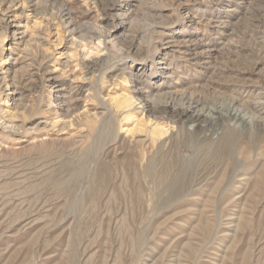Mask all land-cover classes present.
Masks as SVG:
<instances>
[{
	"label": "rangeland",
	"instance_id": "374dc122",
	"mask_svg": "<svg viewBox=\"0 0 264 264\" xmlns=\"http://www.w3.org/2000/svg\"><path fill=\"white\" fill-rule=\"evenodd\" d=\"M161 34L195 56L165 55L169 79ZM142 79L182 81L222 113L252 100L240 91L264 86V0H0V113L57 137L19 133L0 156V264H264V120L179 119L152 140V116L115 105Z\"/></svg>",
	"mask_w": 264,
	"mask_h": 264
},
{
	"label": "bare ground",
	"instance_id": "6f19581e",
	"mask_svg": "<svg viewBox=\"0 0 264 264\" xmlns=\"http://www.w3.org/2000/svg\"><path fill=\"white\" fill-rule=\"evenodd\" d=\"M114 4L115 3H112L111 6H113ZM120 15L122 16L123 14L121 13ZM215 20L221 23L220 16H215ZM60 21L62 24L65 23L66 27L68 26V23L70 24L73 21L71 17V11L69 10V8L67 7L62 8L60 12ZM17 30H18L17 28L13 29L12 36L13 39L20 40L22 39V37L15 38V36L18 33H20ZM70 32L73 33L75 32V30L70 29ZM108 32H111V30H108ZM22 33L24 34V32ZM154 50H155L154 52L155 63L159 66L158 69H161V75H163L168 79L170 78V76L167 75V72L168 70L171 69V67L169 66L170 64L167 61H165V55L167 56L171 55L170 56L171 59L175 58V55L176 58L181 57L182 59L185 60L189 58L190 59L195 58V56L194 58L185 57V55L188 54L187 53L188 49H183L182 47H180L179 44L176 42V40L173 39V36L167 34H161L159 43ZM205 51H207L209 53V56H211L213 55L212 52L217 51V49L212 46L210 48H207ZM194 63L201 64L202 62L200 63V61H195ZM136 70H139L141 72L140 77L141 74H145L149 72V68H144V67H138L136 68ZM168 79L166 83L164 81L161 82L159 81L157 83L150 82L154 84L153 86L151 85L149 86V84L143 83L142 82L143 79L136 80L129 90L130 91L129 95L123 96L121 99L115 102V105H117L118 107L122 106L121 112L122 113L124 112L123 116H126V118L130 114L128 112L129 111L128 109L132 108L135 103H137V105L135 106L140 107L139 109H141L148 117L152 116V119H154V121L153 120L152 121L155 123V126L150 128L152 140H155L156 138L154 137V135L159 137L162 135H166L168 132H170L169 130L171 127L168 126L167 124L173 123L174 125V123H176L179 119L181 120L182 123V129L184 130L186 129L190 131L192 130L200 131L204 128V126L218 125L220 122L224 120H237L240 122H249L251 120H255V121L264 120V86L262 87L261 85L256 86L259 84H256L255 86L248 85L249 89L247 90L244 89L243 91L240 92L241 93L245 92L247 94L249 93V91H253L255 93L253 99L250 101L248 100V102H245V104L241 103V105L238 106L235 104H238L237 100L240 99L239 98L236 99L237 98L236 96V98L232 99L230 103L231 107L225 113H222L220 108L216 106L209 107L208 105L205 104V101L203 99L199 97H195L192 93H186L185 91H182L180 89V85L183 83L182 81L178 82L176 80L175 82H171ZM6 86H8V81L6 82ZM56 101L58 100L57 99L52 100L50 103V107L53 106L57 112L58 110L63 109L64 104L62 102L56 103ZM68 107H69L68 110L70 109L69 111L66 110L64 114L61 113L58 115L63 117L70 115L74 107H71V104H69ZM114 109L113 111L107 109L106 111L103 112L100 111L101 117L103 118V116H107L108 117L107 121H112V119L110 120V118L114 115ZM0 111L6 113V110L3 111L2 107H0ZM115 112H117V110ZM12 118L13 116L10 114L4 115L0 113V125L7 130V133L3 134L5 138L0 137V156L8 154L14 151L16 148H18L16 147V144L21 143L19 142V138L21 137L17 136L19 135V133H26L29 136L28 139L24 140L25 142L24 144L28 146H41V145L43 146L45 144L47 145V143H52L53 141L57 140L56 139L57 137H55V135L54 136L51 135V133H49L48 131H45L43 133L41 129H39L40 124L38 123V121L33 120L18 124ZM69 118L71 117L69 116ZM143 120L145 123L151 122V119L145 118ZM60 139L61 138H59V140ZM222 140L224 141L223 147L225 149H229L231 146V134L230 133L225 134L222 137ZM249 179H250L249 176H242L238 179V181H240L241 185H244L245 183L248 182Z\"/></svg>",
	"mask_w": 264,
	"mask_h": 264
}]
</instances>
